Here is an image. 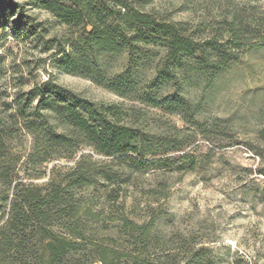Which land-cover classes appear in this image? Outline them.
<instances>
[{
  "label": "rangeland",
  "instance_id": "374dc122",
  "mask_svg": "<svg viewBox=\"0 0 264 264\" xmlns=\"http://www.w3.org/2000/svg\"><path fill=\"white\" fill-rule=\"evenodd\" d=\"M138 2L185 22L201 39L216 33L226 38L223 23L236 16L244 21L247 46L216 73L192 60L170 68L168 82L157 90L175 99V112H166L134 92L120 96L63 68L57 53L62 46L68 50L66 27L30 0H0V125L12 130L0 145V181L6 175L43 185L52 177L86 175L92 185L75 193L109 225L98 227L96 237H116L123 218L149 224L158 237L149 250L150 264H264V0ZM19 11L28 25L18 21ZM147 49L151 54L138 69L129 66L126 53L100 54V68L109 78L133 75L132 90L142 91L150 85L152 66H163L162 51ZM48 78L91 101L126 109L131 115L125 121L149 133V150L117 159L82 146L72 159L28 157L31 136L15 117V100L26 99ZM137 162L139 170L130 166ZM109 191L116 199L107 200ZM5 193L0 183V196Z\"/></svg>",
  "mask_w": 264,
  "mask_h": 264
},
{
  "label": "trees",
  "instance_id": "16d2710c",
  "mask_svg": "<svg viewBox=\"0 0 264 264\" xmlns=\"http://www.w3.org/2000/svg\"><path fill=\"white\" fill-rule=\"evenodd\" d=\"M30 1L66 27L63 45L68 50L62 46L57 53L63 55L61 63L67 66L63 68L120 96L134 92L140 101L166 112H175V99L161 97L157 90L168 82L170 68L192 60L205 62L216 73L238 60L239 50L247 46L244 21L237 22L236 16L223 23L226 38L216 33L201 39L185 22L146 10L138 0ZM8 3L13 10L17 7ZM18 15V21L28 25V17L22 11ZM148 47L162 51L163 66H152L150 85L142 91L132 90L133 75L109 78L100 68V54L126 53L129 66L138 69L151 54ZM27 95L16 97L15 117L31 136L28 157L72 159L80 147L88 146L105 157L122 159L129 152L142 155L151 146L149 133L125 121L131 114L117 104L91 101L51 78L34 85ZM10 137L12 130L0 125V145ZM78 165L79 161L74 169ZM130 166L139 170L142 163ZM2 177L7 193L0 196V264H150L149 250L158 237L150 233L149 224L123 218L116 237H96L98 227L106 230L109 225L105 219L97 220L90 203L83 205L75 193L92 185L86 175L52 177L43 185ZM111 192L107 200L116 199Z\"/></svg>",
  "mask_w": 264,
  "mask_h": 264
}]
</instances>
